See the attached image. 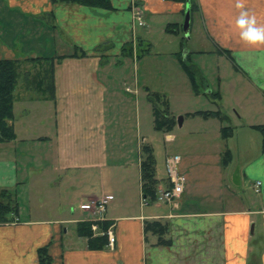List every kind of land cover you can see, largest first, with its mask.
Instances as JSON below:
<instances>
[{"label": "crops", "instance_id": "crops-1", "mask_svg": "<svg viewBox=\"0 0 264 264\" xmlns=\"http://www.w3.org/2000/svg\"><path fill=\"white\" fill-rule=\"evenodd\" d=\"M198 1L203 30L218 54L215 71L203 61L196 65L198 95L211 97L204 102L213 106L198 110L223 111L229 121L190 115L198 111L190 109L181 115V126L177 122L172 132H164L175 151L167 149L166 156L180 155L187 182L180 199L163 204L143 195L141 149L153 146V136L142 134L141 126L151 110L137 79L135 92L120 90L128 75V56L122 53L127 42L152 44L154 25L171 35L166 28L176 23L186 43L193 34L191 22L183 29L186 3L112 0L114 9L106 10L51 0H0V58L20 63L12 120L16 138L0 142V189L15 190L20 210L14 222L0 224V264H39L37 251L43 246L52 264H264V133L256 128L264 126V46L239 40L233 30L239 14L235 0ZM134 3L143 8L146 26L139 28L134 20ZM246 7L264 23V0H246ZM17 24L26 30L20 38L12 31ZM76 51L80 56H72ZM190 51L185 47L186 57ZM30 57L47 58L36 62L51 66L43 63L30 71ZM138 100L145 106L143 117L136 111V127L120 128L121 119L111 130L127 102ZM224 125L233 128L228 139L221 136ZM227 150L232 161L223 165ZM251 153L252 160L235 170L238 158ZM158 173L157 164L158 187L164 188L168 175ZM249 188L257 196L245 195ZM131 192H138L139 210L127 202ZM107 194L114 197L104 221L111 222L116 241L93 250L76 225L96 220V201ZM116 197L124 209H115ZM155 220L168 223V246L145 233V222Z\"/></svg>", "mask_w": 264, "mask_h": 264}, {"label": "rangeland", "instance_id": "rangeland-1", "mask_svg": "<svg viewBox=\"0 0 264 264\" xmlns=\"http://www.w3.org/2000/svg\"><path fill=\"white\" fill-rule=\"evenodd\" d=\"M190 20L191 30L193 34L192 38L186 40V43L185 40L182 39L183 37L181 35L183 33L181 29V33L171 32L173 34L166 35V33H162L161 29H159L157 25H154L149 35L152 44H140L139 48H136L134 55L128 56L129 58L127 57L125 61V70L126 74L128 75H125V77L121 79L119 86L123 94H125L126 90H129L128 92H135L136 84L134 81H136L137 79V81H140L139 84L141 91H146L147 96L148 93L152 91L166 97V99L168 100V104H170L169 112L172 116H177V120L179 116L186 114V112L190 111V109L198 110L203 108L209 109L210 107H213L212 104L205 105L204 102L209 101L211 97L208 98L205 94H201L199 96L193 90L191 79H189L185 68L182 67L180 57L178 56V53H181V56H183V58L186 57L184 52L185 47H187L188 50H191L188 56L190 58V62L193 63V65H199L203 61L204 63H206V66L211 67V71H215L218 67L217 50L213 46V43H211V41L206 36V33L203 30V23L200 20V15L198 14V12H194ZM138 27L140 28V25H138ZM12 31L14 32V34H18L17 36H19L20 38L25 34L24 31L26 30L22 29L20 24H17L15 28L12 27ZM196 49L204 51L200 54L198 53L196 55H192L195 54L194 52ZM55 61L61 62L60 60ZM43 63L44 62L37 63L36 61H34V63L26 65V69H29L30 71L42 69L44 67ZM50 64L51 63L47 62L45 65ZM52 64L54 65V63ZM209 75L214 79V76H212L211 74ZM140 97H143V94H140ZM138 104L139 100L137 101V105L130 101L127 102L126 108L124 109L125 114L123 111H120L119 119L116 117L115 118L118 120L115 119V121H113L112 119L110 129L112 130L114 128L113 131H115L118 126V122H121V119L123 120V125L121 122L120 128L126 126L125 129L127 128L128 130V126L133 127L134 125V127H136L138 122L136 111L139 109L141 111L142 109L144 110L145 106L142 101L140 102V105ZM149 105L151 114L150 118H148L145 123L142 111V134H148L151 137L153 136L150 142L152 141L153 143L154 152L157 158L159 172L158 175H160L161 177H165L167 174L165 163V157L167 153L166 150L170 149L171 151H174V146H171L166 140H164V132H159L154 128L155 118L154 116H152L153 105H151V103H149ZM129 111L132 112V114H130V118L128 119L127 114ZM253 156L254 154L251 153L245 158H238L236 163L233 165L234 169L240 171L243 165L252 160ZM137 194L138 192H131L127 202L131 204V208L133 207L139 210V207L141 206V200H139V196ZM245 195H252L254 197L257 196L254 190L250 188ZM119 200V197H116L113 202V205H115V209H121L122 207H125L119 205ZM74 234V236H77L76 231L74 232Z\"/></svg>", "mask_w": 264, "mask_h": 264}, {"label": "trees", "instance_id": "trees-1", "mask_svg": "<svg viewBox=\"0 0 264 264\" xmlns=\"http://www.w3.org/2000/svg\"><path fill=\"white\" fill-rule=\"evenodd\" d=\"M54 3H71V4H80L83 6H89L93 8H102L106 10L114 9L112 0H51ZM170 1V0H167ZM176 2L187 3V0H172ZM191 8V17L194 12H200L199 1L190 0ZM176 23H171L166 28L167 32L178 33ZM175 27V28H174ZM122 55L133 56L136 48H139V44L133 42H127L123 46ZM231 58L229 51L224 50ZM83 56L84 53H81ZM80 54L78 51L72 56H77ZM180 57V62L183 68H185L189 79H191L193 90L196 94L200 93L201 79L199 68L193 65L190 62V58L181 56V53H178ZM42 59H47L44 57H30L29 61H41ZM53 60V58H50ZM19 70L20 63L16 59L12 58H0V142H10L16 138L14 125L12 120L14 119L15 113L13 111L15 99L14 94L17 89V84L19 81ZM203 79V77H202ZM53 94V90L51 91ZM214 98H221L220 93L212 92ZM147 99L151 105H153V116H154V128L159 132H172L175 129V125L178 120L176 117L170 114V104L164 95L150 91L148 93ZM190 115L198 116L201 115L204 118L216 117L222 123L229 121V117L223 111H204L198 110L197 112L190 113ZM264 133V126H258ZM233 134V128L231 125H224L221 129V136L225 139H228ZM141 152L143 157L141 160V169H142V188L143 195L146 199H149L151 202L157 200L158 185L160 180L156 175V155L154 152L153 146L150 144H144L142 146ZM232 154L230 150H227L223 157V165H227L232 160ZM20 210V205L17 200V193L15 190L0 189V224L14 222L18 218ZM92 223L94 221L85 220L84 222H79L77 226V233L81 237L88 238V246L90 249L98 250L103 249L109 245V238L105 234H95L92 230ZM101 231H106L111 226L110 221H98L97 222ZM145 233H152L157 235V244L168 246L172 242L171 237L169 236V225L168 223H161L158 220L155 221H146L145 222ZM39 255V264H52V257L49 255L48 247L43 246L38 248Z\"/></svg>", "mask_w": 264, "mask_h": 264}, {"label": "built area", "instance_id": "built-area-1", "mask_svg": "<svg viewBox=\"0 0 264 264\" xmlns=\"http://www.w3.org/2000/svg\"><path fill=\"white\" fill-rule=\"evenodd\" d=\"M132 11L134 12V20L140 26H146V22L144 21V10L141 6L134 3ZM172 136H167L168 140H172ZM181 157L180 155H167L166 156V170L168 175L169 184L164 188H159L157 193V201L163 204H173L175 201L180 199L182 194L186 189V176L181 172L180 163ZM261 181L257 182V192H260ZM113 195L107 194L105 197L96 201V213H98L96 220L92 223V230L97 234H105L109 238V244L113 245L116 241V236L114 233L113 226H110L108 230L101 231L98 225V221L105 220V212L107 208V204L109 200L113 199Z\"/></svg>", "mask_w": 264, "mask_h": 264}, {"label": "clouds", "instance_id": "clouds-1", "mask_svg": "<svg viewBox=\"0 0 264 264\" xmlns=\"http://www.w3.org/2000/svg\"><path fill=\"white\" fill-rule=\"evenodd\" d=\"M234 6L239 14L234 20L233 30L238 32L239 40L247 45L264 46V23H258L256 16L249 13L246 0H235Z\"/></svg>", "mask_w": 264, "mask_h": 264}, {"label": "water", "instance_id": "water-1", "mask_svg": "<svg viewBox=\"0 0 264 264\" xmlns=\"http://www.w3.org/2000/svg\"><path fill=\"white\" fill-rule=\"evenodd\" d=\"M185 9H186V11H185V16H184V20H185V22H184V25H183V29L185 30V31H187L188 30V28L190 27V22H191V8H190V0H187V3H186V5H185ZM187 37H190V34L187 32ZM182 123H183V116H180L179 118H178V124L181 126L182 125ZM252 232H254V230L252 229Z\"/></svg>", "mask_w": 264, "mask_h": 264}]
</instances>
